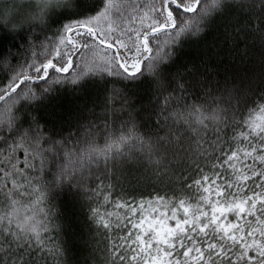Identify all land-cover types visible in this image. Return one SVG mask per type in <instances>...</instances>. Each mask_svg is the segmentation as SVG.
Here are the masks:
<instances>
[{
    "label": "snow or ice",
    "instance_id": "1",
    "mask_svg": "<svg viewBox=\"0 0 264 264\" xmlns=\"http://www.w3.org/2000/svg\"><path fill=\"white\" fill-rule=\"evenodd\" d=\"M0 264H264V0H0Z\"/></svg>",
    "mask_w": 264,
    "mask_h": 264
},
{
    "label": "trees",
    "instance_id": "2",
    "mask_svg": "<svg viewBox=\"0 0 264 264\" xmlns=\"http://www.w3.org/2000/svg\"><path fill=\"white\" fill-rule=\"evenodd\" d=\"M24 3H27V0H24ZM213 38L214 37L209 36V42H211ZM64 216L66 229L65 239L70 242L72 257L74 260L82 259V255L87 254L86 252L82 253L78 239L79 233L83 228V213L78 208H74L71 203L66 202Z\"/></svg>",
    "mask_w": 264,
    "mask_h": 264
}]
</instances>
